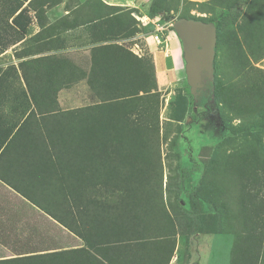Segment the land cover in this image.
<instances>
[{
	"label": "trees",
	"instance_id": "obj_1",
	"mask_svg": "<svg viewBox=\"0 0 264 264\" xmlns=\"http://www.w3.org/2000/svg\"><path fill=\"white\" fill-rule=\"evenodd\" d=\"M227 1L234 2L207 0L193 4L186 0H150L147 16L167 19L168 13L176 11L180 3L213 11ZM60 2L50 0L46 9ZM95 3L111 12L109 15L95 12V26L100 21H120L121 26H127L125 18L130 17V11L119 15L120 7L104 6L100 0ZM87 4L85 1L80 10ZM9 6L4 10L8 11L5 20L8 28H16L22 36L30 23L28 10H19L20 5L13 6L12 2ZM180 18L205 23L218 21L217 17L210 21L185 15ZM91 22L86 18L78 26H89ZM121 26L118 29L123 30ZM104 37H100L101 41H106ZM107 50H113L119 58L101 65L96 55ZM63 57L62 53H54L31 60L32 64L40 65L28 68L29 75L22 69L25 89L21 88L13 106L20 115L19 126L13 125L18 128L12 140L18 137L24 146H29L27 151L33 157L30 167H35V174L32 177L30 172L28 184L25 179L9 185L24 198L28 191L34 190L35 204L44 206L45 213L68 231V241L78 239L82 247L72 249L67 244L65 250L39 254L43 247L37 244V255L0 260V264H90L95 261V236L103 237L106 244L102 245L114 248L116 255L109 264H123L128 254L131 263L151 256L153 264H159L157 259L163 256L146 255L145 248L172 239L171 246L166 243L170 249L163 261L169 264L177 239L188 245L193 236L208 235L231 237V264H264V200L260 195L264 189V80L261 78L263 83L256 84L239 69L233 77L241 76L242 84L216 79L211 85L210 96L218 115L221 117L220 102L239 124L226 126L225 137L214 145V163H204L202 175L189 197L190 211L186 215L172 207L169 212L162 201L158 107L150 99L157 94H150L156 88L153 66L149 68L152 72L148 80L145 70L132 67V62L138 60L132 53L109 43L91 48L92 66L88 72L77 74L78 67ZM79 80L86 82L91 99L98 101L88 107L63 111L58 104V92ZM144 97L148 101L143 103ZM188 98L193 109L190 92ZM201 112L198 108L195 114L191 112L193 122L198 121ZM238 141L253 147L246 150ZM27 151L24 150L25 156ZM183 177L190 178V174ZM44 193L45 201L41 198ZM204 204L210 209H205ZM9 247L16 255L27 254L21 246L20 251L15 244ZM51 248L54 251L64 246L56 244Z\"/></svg>",
	"mask_w": 264,
	"mask_h": 264
},
{
	"label": "rangeland",
	"instance_id": "obj_2",
	"mask_svg": "<svg viewBox=\"0 0 264 264\" xmlns=\"http://www.w3.org/2000/svg\"><path fill=\"white\" fill-rule=\"evenodd\" d=\"M86 1L88 4L84 9L89 10L91 9L89 5L95 4V0ZM113 1L115 4L121 3L120 11L117 14L122 15L128 14V11L131 12L129 17L131 19L125 18L127 26H121L120 21L111 23L100 21L99 25L103 28L102 30L107 31L100 33L97 37H94L91 31L92 24L85 26L83 30L72 33V36H66L63 39L65 43L62 46L65 50L62 52V56L75 67H78L77 74L82 73V71L88 72L92 66L90 63L91 48H94L98 41L103 40L100 39L101 36L105 38L106 35L104 43L121 46L127 51L130 48H135L133 45L138 47L135 49L139 57L136 54L132 55L141 61L134 60L132 67L145 70L146 79L149 80V74L152 72L149 68L153 66V56L149 51L153 49L155 51L154 46H157L159 51L162 47L165 50L168 48V59H162L164 63L159 61L160 67L166 69L163 76L160 77V81L157 79L153 66V79L156 88L150 94H157L150 99L153 100L152 105L158 107L159 133L157 145L159 166L162 169V201L169 212H171L172 207L176 208L179 214L185 212L187 215L186 212L190 211L189 197L191 194L193 195L202 175L204 163H214L212 162L214 160V145L219 139L225 137L224 128L226 126L236 127L239 120L219 102L221 117L218 115L216 107H212L210 114L205 112L203 118L201 115L198 117V121L193 122L190 115L193 109L189 105V88L184 75L181 44L177 36L174 35V31L171 30V24L183 15L203 18L205 21L217 17L218 21L213 22V24L217 23L216 26L214 24L216 29L218 27V43L216 44L215 60H213L216 69L214 70V81L218 79L242 84L244 80L241 76L238 79L233 77L236 70L242 69L249 74L247 76L250 81L261 84L263 83L262 79L264 80V0H233V3L227 1L213 11H204L203 7L199 5L180 3L176 11L171 10L168 13L167 19L148 18L150 0ZM186 1L193 4L207 2V0ZM76 5H78L77 0L65 2V8L69 10L71 15L75 14L76 9L73 8ZM95 11L99 15L111 13L99 7H95ZM120 26L123 30L118 29ZM130 31H133L132 35L129 34ZM56 54L58 53L56 52ZM167 68H171V72ZM79 81L77 86L66 87L60 92L61 109L88 107V105L91 106L95 101H98L97 98L91 99L86 82L84 80ZM141 95L142 93L139 94V96ZM209 99V94H207L206 97L202 98L197 108L203 110L206 100ZM142 101L144 103L148 100L144 97ZM184 110L185 113H183ZM206 118L207 121H205ZM248 144L250 143L244 145L242 141H238V145L246 150L253 147ZM235 150L236 148L233 149V151ZM226 151L230 153L229 148ZM183 173H189L190 178H184ZM260 195L264 200V189ZM203 207L207 210L210 209L205 204ZM205 239V251L203 252V246H199L201 244L199 242L196 245L194 255L190 254L189 244L185 245L184 242L181 243L178 240L176 242L178 243L176 264H191V260L197 264L198 256L196 257V255L199 253L201 255L200 264H207L208 259H210L211 264H231V237L208 235L205 236ZM168 240V245L171 246L172 239Z\"/></svg>",
	"mask_w": 264,
	"mask_h": 264
},
{
	"label": "crops",
	"instance_id": "obj_3",
	"mask_svg": "<svg viewBox=\"0 0 264 264\" xmlns=\"http://www.w3.org/2000/svg\"><path fill=\"white\" fill-rule=\"evenodd\" d=\"M66 1L67 0H61L58 5L46 9V4L50 2V0H0V238H2L0 239V260L37 255V253H35L37 244L43 247L39 254H48L65 250L67 244L72 246V249L82 247V243L78 239L74 242L68 241V231L61 224L54 221L50 215L45 213L43 210L44 206L40 207L35 204L36 194L34 190L31 192L28 191L27 197L24 198L22 193L15 191L9 185V182L20 184L25 179L28 184L30 172L32 177H34L35 174V167H30V163H33V157H30L29 151H27V147L29 146H24L18 137L15 141L12 140L18 128L17 126H19L17 118L20 115L18 110L13 106L17 102L21 88L25 89L22 69L28 74V68L32 70L40 65L32 64L31 60L50 56L53 53L56 54V52L58 54L62 53L65 50L62 46L65 43L63 39L66 36H72V33L83 30L86 25L78 26L77 23L81 24L80 22L84 21L86 18L92 20L91 31L94 37L107 31L102 30L103 28H101L99 24L95 26L96 3L93 4L92 8L89 10L84 8L80 10V6L86 0H77L79 7L76 5V7L73 8L76 9L75 14L71 15L69 10L65 8ZM100 1L107 7H121V3L115 4L113 0ZM10 2L13 3V6L19 4V10L23 8H27L28 10L30 23L25 34L22 36H20L16 28L9 29L5 21L8 11L4 12V10L10 8ZM77 8H79L78 11ZM11 18L8 19L9 24ZM106 44L107 43H104V41H98L95 46H105ZM133 46L138 49L136 45ZM156 47L157 46H154L155 51L153 49L149 52H151L153 56L155 74L160 81V77L163 76L166 69L164 70L163 67H160L161 63H159V61L161 60L160 62L164 63L162 59H168L169 50L168 48L165 50L164 47H162L159 51ZM135 48H130L129 52L139 57ZM118 58L119 57L113 50H107L106 52L96 55L95 59L103 65L107 62H113ZM167 70L171 72L172 69L167 68ZM75 85L77 86V84ZM60 92H58L59 106L62 105L60 102ZM14 123H16L17 126L13 127ZM24 150L27 151L26 156ZM45 197H47L45 193L42 194L41 198H43L44 201L46 199ZM205 240V237L200 238L198 236H193L189 241L190 254L194 255L196 245L197 243L199 244V242H201L199 246H203L204 252L206 249ZM77 241H79L80 244ZM168 242L169 240L165 239L163 240L164 244L160 246L149 244V246L145 248V254L162 255L163 259L158 258L157 261L159 264H163L164 258H166L169 252V246H166ZM9 244H15L17 246V251H20V246L23 247L27 250V254L16 255L18 253H12ZM56 244L59 246L63 245L64 248L53 251L51 246H55ZM102 244H106L103 237L100 238L95 236V261L92 260L90 264H109V262H113V258L116 255L114 248ZM177 246L178 243H176L169 264H176ZM197 256V264H200V253L196 255V257ZM125 260L126 256L123 264L155 263V260H153L151 256L142 258V260L139 261L135 259L131 263V257L130 254H128V259L127 261ZM120 264L122 263L120 262ZM191 264H196V262H192L191 260ZM207 264H211L210 259H208Z\"/></svg>",
	"mask_w": 264,
	"mask_h": 264
},
{
	"label": "water",
	"instance_id": "obj_4",
	"mask_svg": "<svg viewBox=\"0 0 264 264\" xmlns=\"http://www.w3.org/2000/svg\"><path fill=\"white\" fill-rule=\"evenodd\" d=\"M171 28L181 44L185 80L193 100L206 86L213 91L216 27L213 23L180 18Z\"/></svg>",
	"mask_w": 264,
	"mask_h": 264
},
{
	"label": "flooded vegetation",
	"instance_id": "obj_5",
	"mask_svg": "<svg viewBox=\"0 0 264 264\" xmlns=\"http://www.w3.org/2000/svg\"><path fill=\"white\" fill-rule=\"evenodd\" d=\"M208 89L210 90V87L206 86L204 89L200 90L199 93L197 95H195V99H194L193 112H196L197 106H198V101L199 102L202 101V98L206 97V95L209 94L210 99L206 100L205 106H203V112H202V114L199 115V117L202 115V118H203L205 112H208V114H210V112L212 111V107H214L213 106V97L210 96L211 92ZM206 116L208 118L207 114H206ZM207 118L205 119V121L208 120Z\"/></svg>",
	"mask_w": 264,
	"mask_h": 264
}]
</instances>
